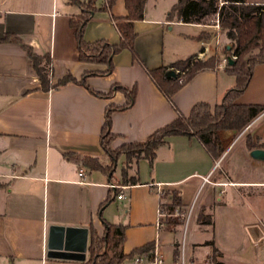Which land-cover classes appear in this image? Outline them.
Instances as JSON below:
<instances>
[{
  "label": "crops",
  "instance_id": "1",
  "mask_svg": "<svg viewBox=\"0 0 264 264\" xmlns=\"http://www.w3.org/2000/svg\"><path fill=\"white\" fill-rule=\"evenodd\" d=\"M176 1L146 0L143 18L134 22V48L139 59H133L131 52L123 49L112 57L109 74L88 75L85 84L73 82L41 90L21 44L0 41V264H90V232L94 229L98 236H104V221L125 227L120 245L124 253L155 241L163 259L177 260L181 253L185 256L184 249L178 252L177 242H172L166 254L160 242L162 229L157 226V212L165 198H172L171 194L161 198V192L177 191L186 210L201 187L205 188V195L198 207L224 201V195L226 200L235 201L240 187L246 189L248 199L264 203V161L249 156L251 166L247 171L239 165L232 166L233 162L228 174H215L216 160L195 137H167L157 148L152 164L140 159L133 173H128L136 176L135 184H121V168L116 167L115 178L109 180L102 172L90 170L72 158L90 155L107 161L99 140L105 108L126 100L120 91L105 98L90 88L108 92L115 83L137 87L133 105L112 113L111 131L117 135L112 142L114 148L125 142L142 141L177 117L175 108L145 68L168 66L198 54L206 43L208 30L201 23L167 20ZM248 2L264 4V0ZM102 4L103 0H96L84 39L91 42L103 38L118 43L120 34L112 15H127L125 0H116L111 11L103 9ZM81 10L80 4L72 0H0V38L10 33L37 54L49 53L53 81L67 73L79 80L85 72L107 68L105 64L81 62L78 58L69 20ZM234 85L235 77L224 67L202 70L173 94L172 101L182 114L188 115L197 102L212 106L220 103ZM236 102L264 106V63L254 66ZM247 129L252 149L264 148V111ZM230 146L221 151V160L226 158L224 154ZM244 150L245 145L240 143L235 161ZM121 157L123 162L124 156ZM80 169L82 177L78 174ZM244 173L246 178H241ZM111 183L118 187H111ZM119 193L123 195L121 199L116 197ZM107 198L110 201L103 205ZM180 223L167 231H175ZM203 242L213 248L222 264L214 241ZM65 244L73 251L83 250L84 259L48 256L49 248Z\"/></svg>",
  "mask_w": 264,
  "mask_h": 264
},
{
  "label": "trees",
  "instance_id": "2",
  "mask_svg": "<svg viewBox=\"0 0 264 264\" xmlns=\"http://www.w3.org/2000/svg\"><path fill=\"white\" fill-rule=\"evenodd\" d=\"M115 2L116 0H103L102 8L111 11ZM95 3L96 0H88L83 3L85 7H82L80 13L72 15L69 23L73 28L79 60L105 64L107 68L103 71L85 72L79 80L67 73L53 81L51 77L52 60L49 53L37 54L30 45L23 43L19 37L10 33L0 38V41H12L21 44L29 58L34 75L39 79L41 90L49 91L73 82L85 84V78L88 75L109 74L113 69L112 57L123 49H128L133 59H139L134 48L136 37L134 22L143 18L146 0H125L127 15H112L120 34L118 43H110L103 38L91 42L84 39V29L91 13L95 11ZM210 15L217 16L220 26L226 30L227 37L234 42L229 45V48L227 45L223 47V55L234 54L236 56L232 63H227L224 67L228 74L235 77V85L225 92L221 102L213 106L206 102H197L192 106L189 114L184 115L172 101L173 94L195 74L202 70L218 68L220 55L217 50L204 60L199 59L198 54H194L185 59L176 60L168 66L145 68L149 77L175 108L177 117L153 131L142 141L125 142L114 148L112 142L117 135L111 131L112 113L125 110L133 105L137 87L133 85L128 88L115 83L108 92L95 91L90 88L92 93L105 98L112 96L115 91H120L125 95L126 100L121 105L110 103L105 108L99 140L104 154L107 156V161L90 155H72L73 159L90 170L102 172L109 180H113L121 156H124L127 165L140 159H146L152 164L157 148L166 142L167 137L188 136L195 137L216 160L221 154L217 149L218 131H241L264 111V106L261 105L236 102L245 90L254 66L264 63V4L248 3L247 0H177L168 11L166 18L170 21L202 23ZM202 50L203 48L199 52ZM169 69L174 70L176 75H166ZM253 147L254 145L251 144L249 150ZM120 182L121 184H135L137 178L136 176H128L127 168L122 167L120 169ZM167 194H171V202L161 203L159 207L167 213L161 222L163 226L166 224L167 228L170 229L180 223L179 217H173L170 214L176 209H182L183 204L177 191L162 193L161 198ZM108 201H110L109 198L104 201L103 205ZM201 217L207 218L201 223H212L210 214H201ZM104 223L106 225L104 236H98L96 231L91 229L87 260L90 264H124L125 261L131 260L135 255L152 256V251L156 245L155 241L147 242L129 253H124L120 245L125 227L105 221Z\"/></svg>",
  "mask_w": 264,
  "mask_h": 264
},
{
  "label": "rangeland",
  "instance_id": "3",
  "mask_svg": "<svg viewBox=\"0 0 264 264\" xmlns=\"http://www.w3.org/2000/svg\"><path fill=\"white\" fill-rule=\"evenodd\" d=\"M88 0H76L81 7H85L83 3ZM248 2V0H247ZM249 3V2H248ZM217 16L210 15L206 17L201 23L205 30H208V37L206 43H208V49L204 54L199 55V59L204 60L213 55L217 50L220 55V62L223 58L222 49L225 45H232L234 42L226 35V30L220 26H215ZM256 52V51H255ZM218 63V67L219 64ZM226 66V65H225ZM223 66V67H225ZM247 126L241 131H234L228 134L225 130L218 131L217 149L221 151L228 145L231 146L227 149L224 156L226 158L221 160V154L216 159V172L227 173V169L231 164L235 166L239 165L245 171L251 166V160L248 155L249 146L252 144L250 130H246ZM239 138V142L235 145V140ZM240 143L245 145V150L236 157ZM246 143V144H245ZM234 157V158H233ZM122 157L118 160L117 167H126L128 173H133L135 170L136 162H131L129 165L122 162ZM232 160V161H231ZM230 162V163H229ZM214 174V175H215ZM247 174H243L241 178H246ZM226 178L225 175L223 177ZM205 195V188L202 187L198 190L193 204L188 209H177L185 212V216L190 211V216L186 221V217H179L181 223L176 227L175 231H167V225L161 227V246L165 250L166 254L170 252L172 242H177L178 252L184 249L185 257L188 259L194 256V260L203 261L207 258H212L213 261L218 262L216 259V253L213 252L212 247L206 246V239L214 241L215 246L220 253L218 259L222 261V264H261L264 260V203L263 201H254L247 198V191L243 187L238 189L235 201L226 200L224 195V201H213L208 206L198 207L202 202ZM222 195V194H219ZM260 200V199H259ZM163 203H170L167 201ZM113 212L116 210L113 206ZM201 214L211 215V224L201 223L205 217H201ZM178 217V216H173ZM158 218V212H157ZM196 242H203L202 244H195ZM194 248V250H193ZM219 263V262H218Z\"/></svg>",
  "mask_w": 264,
  "mask_h": 264
},
{
  "label": "built area",
  "instance_id": "4",
  "mask_svg": "<svg viewBox=\"0 0 264 264\" xmlns=\"http://www.w3.org/2000/svg\"><path fill=\"white\" fill-rule=\"evenodd\" d=\"M217 24L215 26H219V21H218V18L216 20ZM208 49V43H205L204 46H203V50L201 52L198 53V57L199 55H202L205 53V51ZM236 56L234 54H230V55H223V58L219 64V67H223L225 65H227V63L229 62V59L231 60H235ZM79 176L82 177L83 175V171L82 169L79 170L78 172ZM159 185V184H158ZM111 187H118L116 184H113L111 183L110 184ZM124 188V187H122ZM159 192H160V189H159ZM160 195H162V192L160 193ZM116 197L118 199H121L123 197L122 193H119L116 195ZM167 215V213L159 207V210H158V219H157V226L159 228H161L163 226L161 220L163 218H165ZM170 215L172 216H178V217H186L185 216V212L182 211V210H175L173 213H171ZM190 216V211L189 213L187 214V217H186V221L188 220ZM129 264H219L218 262L216 261H213L212 258H207L203 261H196L194 259H191V258H186L184 256L183 253H181L180 257L177 259V260H172V261H166L165 259H163V257L158 253L157 251V247L155 245L154 247V250L152 251V256H149V255H135L130 261H129ZM261 264H264V260L262 261Z\"/></svg>",
  "mask_w": 264,
  "mask_h": 264
},
{
  "label": "water",
  "instance_id": "5",
  "mask_svg": "<svg viewBox=\"0 0 264 264\" xmlns=\"http://www.w3.org/2000/svg\"><path fill=\"white\" fill-rule=\"evenodd\" d=\"M229 48V46H228ZM233 60L229 59L228 63H232ZM166 75L168 76H175L176 73L174 70L169 69L166 72ZM249 156L252 159L258 160V161H264V148H254L249 151ZM48 256L53 258H62V259H79L83 260L85 257L84 251H73L71 250L67 244L64 246H58L56 248H49L48 250Z\"/></svg>",
  "mask_w": 264,
  "mask_h": 264
}]
</instances>
